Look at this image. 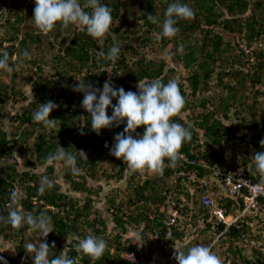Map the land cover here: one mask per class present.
<instances>
[{
  "label": "trees",
  "instance_id": "trees-1",
  "mask_svg": "<svg viewBox=\"0 0 264 264\" xmlns=\"http://www.w3.org/2000/svg\"><path fill=\"white\" fill-rule=\"evenodd\" d=\"M24 1L0 0V54L7 52L12 66V56L17 54L19 62L22 52L27 50L30 58L17 65L32 64L36 67L29 80L34 92L32 100L23 90L22 81L16 79L12 72L11 83L0 78V215L7 216L10 192L18 188L23 194L18 207L34 215L46 210L54 230L44 238L39 231H32L26 224L14 229L0 222V246L5 240L11 242L10 252L4 248L0 256L8 264H34L24 245L38 244L46 239L50 247L55 243V248L49 251L50 259L63 251L77 259L78 264H133L123 254L135 252L144 260L143 264H152L149 259L155 261V257L147 249L155 253L161 247L163 252H169L183 241L184 231L179 226H173L167 237L169 227L166 219L171 205L181 211L183 218L180 225L184 222L195 224L202 218L210 229L211 224L207 219L211 208L205 206L202 200L205 194L213 195L214 191H218L219 186L208 185L205 177H209L211 169L200 160L225 169L224 152L228 145L240 147L243 142H249L256 148L255 153L264 151L259 143L264 138V116L242 117L240 120L237 118L236 123H228L233 118L231 110L233 116L239 117V104L247 105L253 111L258 96H264V2L180 0L193 9L194 16L178 20L176 27L179 32L176 36L158 40L155 37L161 32V26L148 21L147 16L153 15L162 22L166 8L176 0H101V3L113 9L111 29L120 45L113 70V86L138 92L136 85L139 80L159 78L166 84L174 79L172 71L177 68L168 70L166 60L158 62L149 59L145 52L148 48H165L171 43L174 57L186 71L184 79L176 80L186 103L172 120L189 127L192 133L191 140L185 142L180 150L182 159L170 166L165 158L162 174L156 173L152 177L151 172L145 169L147 178L144 181H138L139 173L132 172L129 184L135 185L128 204L110 196L103 214L100 208L95 207L102 186L89 187L88 178L98 179L100 163L110 159L114 160L112 171L103 169L100 174L106 175L109 181L125 178V172L129 170L126 164L109 152L114 144V136L124 130L126 121L118 127L104 128L97 134L91 129L90 113L80 110L83 93L74 92L72 85L79 83L78 80L97 88L103 85L107 73L101 72L100 66L107 61L98 58V53L103 51L107 54L113 46V36L108 33L101 41L93 39L82 27L70 24L62 28L59 23L49 33H40L32 20L35 0L28 1L27 10L22 8ZM80 2L83 6L84 0ZM16 6L21 7L19 12ZM249 11L250 14L243 17ZM216 28H222L225 33L216 31ZM6 42L9 45H5ZM242 44L250 51L246 52ZM181 47L182 52L179 51ZM2 72L7 73L0 70V74ZM213 79H216L215 85L212 84ZM248 92L253 93L254 99L248 100ZM49 100L58 105L50 114V119L57 120L55 129L45 128L32 120V114L39 104ZM198 100L206 109L196 118V115H190L189 110L196 106ZM19 101L28 103L21 112H10L11 127L6 129L4 111L9 106L15 108ZM112 112L109 106L108 114L111 116ZM180 113H185L195 122H188V119L179 116ZM241 130L243 134H240ZM143 131L144 126L138 127L134 137L143 134ZM33 135L35 140L31 144L29 139ZM106 142L109 147H105ZM75 143L78 145L75 146ZM60 146L75 155L76 166L81 170L76 176L68 167L65 172L71 188L80 193L77 198L61 190V184L54 176V165L46 163V156ZM79 146L84 147L86 154L81 155L77 150ZM95 151L96 155L93 156ZM251 166V169H247L248 175L255 169V166ZM41 167L45 168L44 171L39 170ZM232 167H236V164ZM44 175L52 178L55 186L40 195L39 182ZM253 178L259 180L258 176ZM195 196V202L200 204L198 210L189 203ZM219 202L233 213L244 206L240 197L234 199L226 196ZM187 216H191L190 221ZM111 222L118 229L113 240L107 237ZM223 226L220 224L221 228ZM130 228L140 230L142 249L127 238ZM89 234L107 241V248L100 259L94 260L74 249L78 240ZM67 236L71 241L68 244ZM227 236L228 241L238 239L239 229L233 227ZM166 239L167 243L159 246ZM231 249L235 252L233 247ZM168 264H177V261L171 257Z\"/></svg>",
  "mask_w": 264,
  "mask_h": 264
},
{
  "label": "clouds",
  "instance_id": "clouds-1",
  "mask_svg": "<svg viewBox=\"0 0 264 264\" xmlns=\"http://www.w3.org/2000/svg\"><path fill=\"white\" fill-rule=\"evenodd\" d=\"M86 9H90V11H86ZM193 16L194 11L188 4L176 0V2L169 4L166 8L162 22L153 15H148L147 19L153 24H160L161 32L155 37L159 40L161 37L172 38L176 36L179 32V28L176 27L178 20L189 19ZM32 20L34 21V26L43 34L52 31L59 23L62 28H67L70 24L82 27L93 39L101 41L108 33L113 36V46L110 47L107 54L103 51L98 53V58H103L105 62L107 61L100 66V71L107 73L103 85L97 88L93 87L91 83H85L83 80L78 79L79 83L72 85L74 92L83 93L81 107L90 113V126L97 134H100V131L104 128L118 127L126 121L124 130L114 136V144L110 148V155L117 159H122L126 164V169L134 172L147 169L149 172L158 174L163 172L165 158L170 162V166H174L178 160L182 159L180 150L185 142L191 140L192 133L189 127L172 120V117L178 114L186 103L175 77L173 76L174 79H170L166 84L159 78L151 81L139 80L136 85L138 92L126 91L123 87L117 89L113 86L115 85V83H112L114 74L110 75L109 70L111 69V64L113 65L112 70H115V61L119 57L120 45L115 40V34L111 29L113 9L110 6L101 3V0H84L83 6L80 0H35ZM5 45H9V42H6ZM242 46L246 52L250 51L245 45L242 44ZM179 51H183L182 47ZM25 58H30V53L27 50L22 52L19 62H17V54L13 55L11 58L13 65L10 66L9 54L3 52L0 54V70L11 73L14 70V66L17 63H23ZM62 105H65V103H62ZM109 106L113 109L111 116L108 114ZM57 107L58 105L51 100L46 103H40L32 114L33 122L41 123L48 129H55L57 120L50 119V114ZM179 116L182 118L186 117L185 113H180ZM140 126H144L143 134H136L134 137L133 134L136 133V129ZM259 143L261 147H264V139H261ZM105 147H109L107 142ZM79 152L81 155L86 154L83 151ZM252 158L255 169L248 176L252 178L253 176H258L259 180L254 178L253 180L264 184V151L256 152ZM45 159L48 165L62 162L65 167L70 168L74 176L80 174L81 170L76 166L75 155L62 146L49 153ZM246 165L248 163L237 164L236 167L227 166L225 170H234L238 166H243L247 172V169H251L252 166L247 167ZM208 176L205 177L206 182L209 183L208 185L212 187V184H217L222 190L219 182L213 180L211 171ZM77 179L79 178L77 177ZM208 179H210V182ZM54 186L55 181L52 178L47 175L41 176L38 193L43 195ZM217 195L219 194L214 191L215 202L220 205L219 200L222 197H226L224 190L220 198H217ZM22 198L23 194L20 189L14 188L10 192L11 203L7 206L8 213L7 216L0 215V222L9 224L14 229L26 224L32 231H39L41 237L46 238L54 230L51 217L47 215L46 210L41 211L38 215L30 212L25 213L18 207ZM172 207L171 205L169 210ZM258 216L260 215H247L245 226L248 235L250 234L251 221ZM210 218L211 214L207 221L210 222V229L214 231L216 236L206 240H194V236L192 237L195 232L192 227L193 223L186 224L184 222L181 228L184 231L183 241H180V243L187 245L186 250L182 246L177 245L169 252H163L160 247L156 249V255L169 256L170 253H173L172 258L177 261V264H224L215 253V249L220 241L223 240V237L226 240L228 239L229 236L227 235L230 230L226 236L220 239L212 251L209 246L202 244L213 241L217 237L219 230L225 227V223L220 222L224 226L221 228L220 224H218L219 229H216L213 228L214 223L210 221ZM187 219L190 221L191 216H187ZM186 228L192 231L189 240L187 239ZM66 240L67 244L71 242L69 236L66 237ZM164 243L167 242L162 241L159 246ZM230 243H234L237 246L241 245L237 240H230ZM24 248L26 253L32 256L34 264H78L77 259L69 257L63 251L59 256L50 259L49 251L50 248H55V243L50 247L46 239L43 242L40 240L38 244L26 243ZM106 248L107 241L92 234L87 235L85 238H80L74 245L77 253H83L94 260L100 259ZM138 258L141 260L140 264H143L144 260L139 256ZM0 261H3V264H8L7 260L2 256H0ZM227 263L230 264V262Z\"/></svg>",
  "mask_w": 264,
  "mask_h": 264
},
{
  "label": "rangeland",
  "instance_id": "rangeland-1",
  "mask_svg": "<svg viewBox=\"0 0 264 264\" xmlns=\"http://www.w3.org/2000/svg\"><path fill=\"white\" fill-rule=\"evenodd\" d=\"M29 0H25L24 3L22 4V8L27 10V4H28ZM252 2L257 1V0H251ZM260 1V0H258ZM264 2V0H262ZM12 10H14V7L11 8ZM21 9V7L16 6V11L19 12V10ZM248 14H250V11L243 15V17L247 16ZM120 24V23H118ZM216 31L220 32V33H225V31L222 28H216ZM237 40V39H236ZM262 44H264V40L262 42ZM147 57L149 59H153L155 61H160V60H166L168 62L167 65V69L169 70L170 68H177V71H172L173 76L175 77V80L177 79H184V77L186 76V71L183 68V66L179 63V61L177 60L176 57H174V50L171 46V43H169L168 45H166V47L164 48L162 47H156L155 49H150L148 48L147 50H145ZM18 64V63H17ZM34 68L32 64H27L26 66H19L16 65L14 66V70L12 72V74H14L16 76V79L20 80V82L22 81V88L25 91L26 94H28L29 99H34V92L32 91V87H31V82L30 77L32 76V74H34ZM166 69V70H167ZM171 71V70H170ZM216 75V74H215ZM0 78H2L3 81L7 82L8 84L11 83L12 80V75L11 73L9 74L2 72L0 74ZM212 84H216V79H213ZM20 86V85H19ZM20 86V87H21ZM200 96V95H199ZM247 98H249L248 100L254 99L253 93L248 92L247 93ZM198 99V98H197ZM256 105L254 107L253 111H250L248 106H244V105H240L238 106V109L241 110V113L238 116H233V111L231 110V116L233 117L231 121H229L228 123H233L237 120V118L240 120V118L245 117L250 119L252 116L255 115V117L257 118H262L264 116V96L261 94L258 96L257 100H256ZM28 103V101H23V102H18L17 105L15 106L14 110L13 108H11L10 106L8 107L9 109H5L4 111V116L6 117L4 119L5 121V125H6V129L11 127L10 124V114L18 111L21 112L23 106H25ZM206 107H202L200 104V101H196V106L194 108H192L191 110H189L190 115L192 114V116L196 115V118L199 117L201 114H203V112L205 111ZM80 110H85V109H80ZM11 112V113H10ZM190 115H188V117H190ZM262 116V117H260ZM184 119H188V122H195V119H189L187 117H184ZM37 133V132H35ZM244 131L241 130L240 134H243ZM36 135V134H35ZM264 139V138H263ZM35 140V136L33 135L30 139H29V143L33 144ZM78 144L75 143V146H77ZM255 147L253 145H251L249 142H243L241 144L240 147H236V146H226L225 147V152L224 155L226 157V164L227 166H232L233 164H242V163H248V165H246L247 167H250L251 165H254V161H253V156L255 155ZM77 150L83 151L85 152V149L83 146H79L77 147ZM96 155V151L93 153V156ZM112 162H114V160L110 159V160H106L102 163H100L99 166V173L96 180H94L93 178H88V186L89 187H93V188H97L99 186H102V189L100 191L99 194V201L96 203L95 207L100 208L102 210V213L105 214V209L108 207L107 205V201L109 199L110 196L115 197L117 200H123L125 202V204H128V200L130 198V194L133 193V185L129 184V177L130 174L134 171L132 170H127L125 172V178L121 179V180H111L109 181L106 175H101L100 172L103 169H107L108 171H112ZM55 167V175L56 176V180L58 182H60L61 184V190L69 193L71 196L73 197H79L80 193H77L74 191V189L71 188L70 183L65 179V172L67 167H65L63 165V163H59V164H54ZM44 167L39 168L40 171H44ZM117 171V169H116ZM139 173V180L138 181H144L147 178V172L145 170L143 171H136ZM156 173H152L150 174V177L154 176ZM110 182V183H109ZM219 190L216 191L219 195H217V198H220L221 195L223 194V189L221 190L220 188H218ZM196 196L194 198H192L189 203L196 209L198 210V208L200 207L199 203L195 202ZM219 200V199H218ZM206 221H204L202 218L198 220V222L196 224H193V230H195L194 235H192V237L194 236V240L195 239H199V240H206L209 239L212 236H216L214 234V231L211 229H207V223H205ZM190 228V227H189ZM189 228H186V234L187 239H190V234L192 231L189 230ZM118 231L117 228H115V226L111 223L108 224V232H107V237L110 238L111 240L114 239L115 233ZM202 232V233H200ZM249 244L248 247L243 248L241 247V245L237 246L234 243H230V241L226 240L225 237H223V240L220 241V243L216 246L215 249V253L221 258V260L223 261L224 264H228L227 262H230V264H264V214H262L261 216L256 217L255 220L251 221V225L249 227ZM127 238H129L132 242L136 243V245L138 246L139 249H142V240H141V236H140V230L139 229H135V228H130L128 234L126 235ZM5 240V239H4ZM7 242L9 244H7ZM3 245L0 246V251H4L3 249H6V252H10V241H4L2 242ZM7 244V245H6ZM232 244V245H231ZM182 246L183 249L186 250L187 245H185L184 243L179 245ZM231 247H233L234 251L237 252L238 254H236L235 252H233V250L231 249ZM147 252H149L151 255L154 254L155 257V261H152L149 259L150 262H152V264H168L173 253H170L169 256H165L163 254H158L156 255L157 252H152L151 249H147ZM156 251V250H155ZM175 251V249H174ZM173 251V252H174ZM113 252H115V250L113 249ZM162 255V256H161ZM165 256V257H163ZM153 257V258H154ZM246 258V259H243ZM250 261V262H246V261ZM145 261H148L147 259ZM148 261V263H150Z\"/></svg>",
  "mask_w": 264,
  "mask_h": 264
},
{
  "label": "built area",
  "instance_id": "built-area-1",
  "mask_svg": "<svg viewBox=\"0 0 264 264\" xmlns=\"http://www.w3.org/2000/svg\"><path fill=\"white\" fill-rule=\"evenodd\" d=\"M113 63V62H112ZM109 73L114 74L113 65H110ZM206 167L211 169L212 178L214 181L219 182L220 186L224 190L225 196L238 199H243V208L237 210L235 213L229 212L226 207L219 205L215 202V198L211 193H207L203 196V204L211 208L210 221L214 223L213 228L219 229L218 224L220 222L225 223V227L219 230L217 237L210 242H205L202 245L209 246L212 251L215 245L220 241L223 236H226L229 230L233 227L239 229L240 237L237 240L242 247L246 248L249 244V237L245 223H247L246 217L248 214L262 215L264 214V184L260 181H254L251 176H248L243 166H238L234 170L224 169L222 166L210 165L200 160ZM210 191V190H209ZM208 191V192H209ZM181 211L178 208H171L169 210L168 219L166 224L169 227L167 237L171 234V228L173 226H179V229L183 227L180 225L182 219ZM167 242V239L165 240ZM198 245V244H197ZM124 257L131 261L133 264H140L141 260L138 258L135 252H125Z\"/></svg>",
  "mask_w": 264,
  "mask_h": 264
}]
</instances>
